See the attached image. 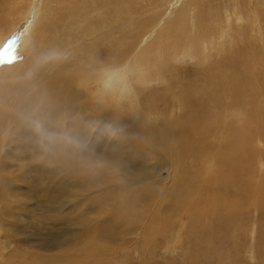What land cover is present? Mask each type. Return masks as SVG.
Instances as JSON below:
<instances>
[{"label": "bare ground", "instance_id": "1", "mask_svg": "<svg viewBox=\"0 0 264 264\" xmlns=\"http://www.w3.org/2000/svg\"><path fill=\"white\" fill-rule=\"evenodd\" d=\"M132 4L128 0H0V53L8 43L21 37L19 53L12 59L20 65L19 71L24 76L16 84L14 75L9 77V72L0 70V139L8 135V140L18 143L23 157L28 155L32 159L35 151L29 153L30 140L35 143L37 137L48 138V150L51 152L54 147L59 150L51 156V164L59 166L56 173L63 179L75 174L74 179H65L72 182L85 175L94 177L93 184L84 187L89 194L85 200L90 199L94 206L95 200V208L113 212L110 222L117 230L126 231L125 240L131 241L148 216L144 215L147 209L139 205L143 193L147 194L144 199L148 202L154 196L161 199L157 202L154 198L149 204L155 210L149 220L152 224L157 214L164 216V208L168 213L181 210V218L185 214L181 221L186 219V227L190 225L191 229L196 228V222L204 214V204L211 203L212 208L208 210L216 209V218L227 205L240 210L248 203L242 200L241 193L247 190L253 193L251 184L242 179L254 160L247 147L249 135L254 140L264 139V127L244 135L237 126L222 125L215 120L219 98H224L226 104L229 96L237 107L245 109L246 116L255 124L264 116V107L253 91L254 84L258 85L253 80L257 71L248 68L249 61L229 59L222 65L224 71H220L219 65L190 71L176 67L169 70L159 58L163 54L152 60L143 45L130 50ZM248 5L240 0L235 9L244 12ZM168 75H172L170 82ZM88 78L100 81L102 88L107 85L94 96L98 107L88 101L87 92L83 93ZM79 86L84 90L78 91ZM246 102H250L249 108L242 107ZM73 116H83L88 122L67 131L69 118ZM43 131L50 135L41 134ZM86 137L90 139L88 142ZM97 140L99 151L96 149L94 154L95 148L90 144ZM201 146H209L210 150L204 153ZM4 147L8 144L0 141V154L5 151ZM205 156L215 158L214 175L221 170L211 185L199 182L198 171L192 170L197 158ZM27 162L21 170L27 167L24 166ZM4 163L5 160L1 163L4 172L0 197L6 202L14 188L10 176H5L11 163L8 166ZM164 170H170L169 177L161 182L158 178ZM206 170L209 175L210 169ZM262 183L259 197L264 194V177ZM108 194H111L109 205L101 204ZM79 203L87 206L90 201L80 197ZM256 203H261L264 210V200ZM89 219L92 218L85 216L83 221L91 223ZM205 233L204 229L202 234Z\"/></svg>", "mask_w": 264, "mask_h": 264}, {"label": "rangeland", "instance_id": "2", "mask_svg": "<svg viewBox=\"0 0 264 264\" xmlns=\"http://www.w3.org/2000/svg\"><path fill=\"white\" fill-rule=\"evenodd\" d=\"M128 1L133 3L131 13L134 18L131 17L130 30H132L129 34L131 51L143 45L148 49L149 59H158V54H163L159 58L163 66L169 70L176 67L190 71L204 66L219 65L220 71H224L222 65L229 59H238L239 62L248 60L250 65L248 68L252 72L257 71V76L253 75V80H257L258 85L254 84L256 90L253 89V91L258 96L261 106L264 107V0H242L249 4L244 12L235 9V4L240 0ZM239 15L242 19H239ZM4 17L9 19L6 14ZM20 41L21 37H17L0 53V70L9 72V77L14 75L16 84L20 82L18 78L24 79L19 71L20 65L17 66L12 59L13 55L17 56L19 53L17 51L21 45ZM164 51L166 52L163 53ZM181 53L184 54L183 57ZM190 54L193 56L189 59ZM13 67L14 71H12ZM5 72L3 74L6 76ZM82 79L81 76L78 80L80 84ZM167 79L170 82L172 75H168ZM161 81L165 82V80ZM83 87L85 90L79 86L78 91L82 88L84 94L87 92L85 95L88 101L97 106V99H94V96L104 89L100 81L88 78V82ZM251 87L252 82L249 84V89ZM233 101L229 96L225 104L224 98H219L215 113L216 121L222 125L227 123L235 125L244 132V135L264 127V116L259 119L258 124H255L246 116L245 109L237 107ZM242 107L249 108L250 102L244 103ZM87 122L83 116H73L69 118L67 131L85 125ZM96 133L100 134L99 130ZM41 134H48L45 135L47 137L50 135L46 131ZM1 137L3 139L0 141L5 145L8 144V147H4L5 151L0 154L2 155L0 181L4 172L1 163L3 165L5 160L4 164L7 166L11 163L5 176H10L14 190L6 200L7 203L0 197L2 211L0 213V264H72L73 262L74 264H165L167 260L170 261L167 264H264V210L261 203L259 205L256 203V201L264 200V194L261 197L257 194L258 191L262 193L263 190L261 179L264 177V157L261 154L264 153V139L254 140V136L249 135L250 141L247 147L254 160H251L253 162L251 170L244 174L242 179H246L251 184L253 193L249 190H247L249 195L247 192L241 193L242 200L248 203L243 204L240 210L229 208L227 205L219 218H216L218 217L214 213L216 209L209 211L212 208L211 203L204 204V208L206 207L204 214L200 221L196 222V228L191 229L188 228L190 225L186 227V219L181 221L185 218V214L181 218V210L168 213L164 208V216L157 214L152 224L149 220L153 218L155 210L149 204L154 198L157 202L161 199H156L155 193L151 192L154 198L151 197L152 200L148 202L145 200L147 194L142 192L144 195L141 194L139 205L141 204L144 210L147 209L144 215L148 216L142 224L139 222L140 230L133 236L135 240L131 241L125 240L126 231L117 230L112 225L114 223L110 222L113 212L95 208V200H93L95 206L90 199L87 206L79 203L80 197L83 201H88L85 200V196L89 194L84 187L92 185L94 177L90 179L85 175L72 182L68 180L75 174H71L65 176L67 181L63 179L62 175L56 173L59 166H55L56 163L51 164V156L58 154L59 150L57 147H54L51 152L48 150V138L43 136L39 140L37 137L35 143H32L33 139L30 140L29 153L35 151L31 159L28 155L23 157L14 139L8 140L6 138L9 137L8 135ZM86 139L88 140L85 142L90 140L87 137ZM98 145V140L97 143L90 144L92 148H95L94 154L96 149L99 151ZM209 150V146H201L202 152L207 153ZM46 151H48L47 154L44 153ZM123 158L129 160L126 156ZM25 160L26 162L29 160V164L24 165L28 168L21 170L22 164L26 163ZM209 161L210 165L207 167ZM214 165L215 158L212 156L197 158V165L192 170L198 171L199 182L203 185L205 183L211 185L213 179L221 174V170L218 169L214 175ZM87 166L90 165L87 164ZM34 168L35 171H33ZM206 168L210 169L209 175L206 174L208 172L205 171ZM169 172L170 170H164L158 179H161V182L168 179ZM120 178H123L122 173ZM207 191L210 193V190ZM110 195L102 198L101 204L108 206ZM166 215L169 216L166 217ZM85 216L92 218L89 219L92 222L83 221ZM204 229L206 233L202 234ZM143 235H147L144 240ZM141 246L144 249L141 250Z\"/></svg>", "mask_w": 264, "mask_h": 264}]
</instances>
